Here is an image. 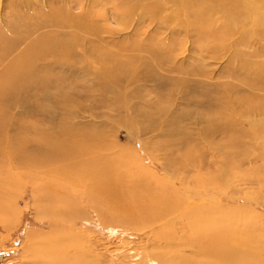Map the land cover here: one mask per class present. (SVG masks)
Returning <instances> with one entry per match:
<instances>
[{
  "label": "rangeland",
  "instance_id": "rangeland-1",
  "mask_svg": "<svg viewBox=\"0 0 264 264\" xmlns=\"http://www.w3.org/2000/svg\"><path fill=\"white\" fill-rule=\"evenodd\" d=\"M142 1L143 3L148 2V0ZM0 2H3L0 3V21L7 25L19 22L23 23L24 26L33 27L31 28L34 29L32 36H37L41 31L46 32L47 30L50 32L60 30L59 32L63 31L62 33L66 34L67 31L68 34L72 33L70 32L71 27H66L71 28L70 30L62 27V30L61 26H58V28L54 25H42L40 28L36 24L37 21L46 23L48 20L46 17L50 16L52 9H57L62 5L65 6V4L69 5L67 4L69 1L65 3V0H0ZM73 2V4L79 3V5L73 6L71 8L72 12L76 15L82 13L83 15L79 18L85 22V29L78 33L79 43L76 46L82 55L80 54L81 56L77 57L78 60L75 59V66L72 67V70L67 67L61 70L67 77L72 79L73 83L70 84L68 80L60 87L62 88L60 90L54 82L43 90L36 88L30 90L29 95L24 97V101L8 102L7 108H4L7 115L3 132L4 139H7L9 135L11 137L19 136L20 138L29 137L28 144H31V146L37 145L36 138L41 130L55 132L59 130L62 120L67 121L69 119L65 123L80 129L98 128L101 130L105 140L110 145V151H119L122 148L135 150L137 158L131 161L135 172L139 171L138 164H142L152 172L166 178L168 176L163 174L160 162H165L168 154L173 155L177 161L180 159L181 162L185 159L184 153L190 152L196 161L199 159L197 163L205 162L197 165H202L200 170L202 175L194 167L190 169H194L195 174L199 173L205 182L208 181L206 183L209 188L201 192L206 198L203 203L216 206V234L222 236L238 235L242 239L251 238L253 234L264 242V203L262 204L264 186L260 184V180L264 176V157L260 158L258 156L257 153L260 150L256 145L249 147L248 144L251 139V132L257 133L256 138L258 135L264 134V118L262 119L255 110H252L256 107L249 110L250 105L256 106L264 101V37L260 40L257 39L258 29L256 33L254 30V33L253 31L250 33L251 43L249 44L252 46L245 47L243 45V47L239 44L234 46L233 40L228 39L229 45L227 46L216 48L215 44V47L208 45L209 48H207L194 34H185L182 30L177 33V29L167 22V15L173 9L171 1L166 3L164 0H160V8L165 9V11L148 14L149 16L143 14L140 5L132 2L133 6L128 11L129 14L120 13L117 17L118 20L113 17L114 15H111V10L115 11V9H112L115 2L113 0H76V2ZM19 8H22V10H19ZM21 12L25 14L23 15ZM20 14L22 15L20 16ZM14 15L15 18H13ZM18 16H20L19 19ZM28 16L32 19L27 20ZM218 16L215 17L217 22ZM169 30H172L171 33ZM180 32L184 34H180ZM151 34L154 36L152 37ZM262 34H264L263 31ZM171 40L174 42H170ZM197 41H199V44ZM92 43L94 44L92 45ZM135 43L141 44L142 48H149V46L152 48L153 46L152 49H156L155 51L161 54V62L154 63L152 70L142 64H137L136 67H134L136 63H133L134 66L127 65L128 54H133L132 48ZM178 43L180 45L175 46ZM200 44L203 46L199 47ZM19 48H23V45ZM91 49H101L104 53L117 51L118 54L110 61L123 69L127 76H122L123 78L119 81L109 80L105 73L99 69L94 55L90 54V52H93ZM234 49L240 51V53L242 52L240 55L243 56L245 63L252 65V68L251 65L243 63L235 56ZM254 51L259 52V56H254ZM84 52L85 54L88 53V58ZM252 52L254 53L252 54ZM168 53L172 54L169 55ZM255 62H258V64L256 65ZM200 69L205 73H201ZM228 70L230 71L226 74ZM233 73H235V76ZM252 78L255 80H252ZM166 80H168L167 82L171 81V83L168 84ZM248 80L250 83H247ZM101 83L104 84L101 85L102 89L100 87ZM174 83L179 84L174 86L175 88L173 87L174 93L165 97L167 89L172 88L175 85ZM201 83L202 85H200ZM43 91H47V93L45 94ZM63 91L66 96H62L61 92ZM252 95L253 97H250ZM65 97L69 99L65 100ZM243 100L244 102H242ZM58 106L59 108H57ZM160 107L164 108L163 115L159 113ZM145 110H150L153 112L154 117L159 119L155 126L148 121L147 117H144L143 111ZM168 118L174 120V122L176 121L175 126L177 125L182 130L181 134L179 132L177 135H175L176 133L173 134L176 132V127L172 123L168 124L169 122L166 121ZM213 121L216 122L217 128L211 132ZM22 126L25 128H22ZM205 128L208 129L203 130ZM247 133L248 135H246ZM233 137H239L243 140L239 147L234 149L240 156H243L242 163L237 166L238 168L234 165L225 166L223 160L226 153L230 154L233 150H229V147L226 148V144ZM261 151H264V148ZM12 162V160L0 156V264H28V252H25V247L33 242H39L45 235L51 234V231L45 225L49 221L45 213L48 209H46L48 201L46 199V203L45 199L39 196L36 189L27 184L24 169ZM192 173L194 174V172ZM238 176L239 178L252 176L255 181H243ZM237 181H239V184ZM257 183L260 184L261 188ZM253 185L257 188L254 189ZM246 200L248 201L246 202ZM259 200H261L260 203ZM84 212H86L84 221L79 219L76 229L70 231L87 233L93 242L108 247L110 254H107L106 257L111 259L113 264H116L117 261L127 262L124 257L127 254V251L124 250L126 247L120 241L134 240L131 237L132 233L131 235L130 232L129 234L126 233L128 231L123 233L121 228L116 227L105 228L93 210L84 209ZM247 221H250V223ZM114 253L118 254L115 259L112 257Z\"/></svg>",
  "mask_w": 264,
  "mask_h": 264
},
{
  "label": "bare ground",
  "instance_id": "bare-ground-1",
  "mask_svg": "<svg viewBox=\"0 0 264 264\" xmlns=\"http://www.w3.org/2000/svg\"><path fill=\"white\" fill-rule=\"evenodd\" d=\"M66 1H69V3L67 2L69 5L65 4ZM73 1L76 2V0H65L64 4L66 7L62 5L57 9H52L50 16H47L48 18L46 17V19H48L46 23H39L38 21L36 23L40 28L42 25L61 26V29L62 27H71V30L66 28V30L69 29L70 32H72L69 34L68 31L66 34L62 33L63 31L59 32L60 30L57 31L54 29L55 31H51L52 33L47 30L48 32L41 31L37 36H32L34 29L32 30L31 28L33 27L24 26L23 23L19 22L7 25L0 21V156L7 160H12L18 167L23 168L26 174L25 181L27 184L33 186L39 196L45 199V201L46 199L48 201L47 207L45 206L46 209H48L45 213L49 221L47 224L45 223V225H47L51 234H47L39 242H33L25 247V252H28V264H113L112 260L106 257L107 254H110V251L107 249L108 247L106 248L103 244L93 242L87 233L84 234L79 231L75 233L70 231L71 229H76L79 219L84 221L86 218L84 209L93 210L105 228L116 227L121 228L123 233L126 231H128L126 232L128 234L130 232V235L132 233L131 237H133L134 240L120 241L123 243V246L126 247L124 250L127 251V254H125L124 257L127 259L128 263L123 261H117V263L116 259L114 260L116 264H264V242L259 240L257 235L252 234L251 238L242 239L238 235L222 236L216 234V206L203 203L206 198H204V194L201 192L209 188L206 183L208 181L205 182L201 176L200 170L202 165L197 166L200 163L203 164L202 162L204 161L197 163L199 159L196 161L190 152L184 153L183 156H185V159L181 162L180 159L177 161L171 154L167 155L166 160L164 158L165 162L159 158L162 161V163L160 162L162 172L168 176L166 178L160 176L158 173L152 172V170L146 168L142 164H138L139 171L135 172L132 167L133 164L131 163V161L137 158V152L135 150L131 148H122L119 151H110V145L105 140L101 130L98 128L80 129L79 127L65 123L68 122L69 119L67 121L62 120L63 122L61 121L59 130L55 132L41 130L36 138L37 145L31 146V144H28L30 141L29 137L20 138L19 136L11 137V135H9L7 139H4L3 132L7 119L6 112L4 111L6 109L4 108L8 105V102L15 103L23 100L25 96L29 95L28 93L30 90L35 88L43 90L54 82L60 90L62 89L60 87L68 82V80L70 84L73 83L72 79L61 71L66 67L72 70V67L75 66V59L82 55L76 46L79 43L78 33H81L79 31L85 29V22L79 18L83 15L82 13L76 15L72 12L71 8L79 5V3L73 4ZM113 1L115 2L113 4L114 8L112 9H115V11L110 10L111 15H114L113 17L116 19L120 13H128V11L132 9V2H136L140 5L139 7L143 9L144 15L162 13L165 11V9L160 8V0H148L146 3H143L142 0ZM164 1L166 3H169V1L173 3V9L167 15V22L177 29V33L182 30L185 34H194L206 47L208 45L215 47V44L216 48L227 46L229 45L228 39L233 40L234 46L237 44L244 45L245 47L252 46L249 44L251 43L250 33L253 30L256 33L257 29V39L260 40L264 37V34H262V31L264 33V0ZM0 3L2 4L3 2ZM17 9L16 11H18ZM20 9L22 10V8H19V10ZM45 13L47 14L48 12ZM22 14H20V16ZM216 15H219L217 17L218 22L215 21ZM20 16H18V19ZM13 18H15V15ZM31 19L32 18L28 16L27 20ZM180 34L184 33L180 32ZM170 42L174 41L171 40ZM197 42L199 44V41ZM93 44L94 43H92V45ZM21 45H23V48H19ZM140 45L139 43L134 44L132 48L133 54H128L129 59L126 64L134 66L133 63H136L134 67H136L137 64H142L152 70L153 64L159 62L162 56L155 51L156 49H152L154 48L153 46L152 48H150V46L149 48H142V45ZM179 45L178 43L175 46L178 47ZM203 45L200 44L199 47ZM177 47L174 48L176 49ZM91 50L93 52H90V54L94 55L99 69L105 73L109 80L119 81V79L123 78L122 76H127V73L123 69L112 64L110 61L118 54L117 51L114 50L110 53H104L101 49ZM234 52L239 60H242L243 63L246 62L243 56L240 55L242 52L240 53V51L237 50ZM254 52H252V54ZM171 54L172 53L169 55ZM246 55L248 54L246 53ZM253 55L256 57L259 56V52H255ZM85 56L88 58V53H86ZM254 56L251 55L253 58ZM245 64L251 65L249 63ZM257 64L258 62L256 65ZM259 65L261 66V64ZM200 71L201 73H205V71L201 69ZM229 71L230 70H228L226 74H228ZM233 74L235 76V73ZM170 78L171 76L169 79ZM253 78L252 80H255ZM177 80L179 81V79ZM167 81L168 80H166V82ZM169 82L171 83V81ZM169 82L167 83L169 84ZM247 83H250L249 80ZM254 83L256 82L254 81ZM102 84L103 83L100 84V87ZM176 85L179 84L176 83L172 88L167 89V94L164 96L168 97V95H172L174 93L173 87ZM200 85H202V83ZM181 87L183 88L182 85ZM228 88L226 89L229 90ZM44 91L43 93L46 94L47 91ZM61 94L62 96H66L64 91L61 92ZM250 97H253V95ZM68 99L67 97L65 100ZM242 102H244V100ZM57 108H59V106ZM251 109L255 110L262 119L264 118V101L256 106L250 105L249 110ZM143 113L144 117H147L148 121L151 122L153 126L158 123L159 119L154 117L153 112L145 110ZM159 113L163 115V107H160ZM166 121L169 122L168 124L172 123L174 126L176 124V121L174 122V120L170 118ZM19 125L21 126V124ZM216 125V122L213 121L211 132H213V130L215 131V128H217ZM175 127L176 132L173 134L176 133L175 135H177L178 132H182L177 125ZM22 128L25 127L22 126ZM206 129L208 128L203 130ZM223 131L225 132V130ZM247 132L249 133V131ZM258 132L260 133V131ZM248 133L246 135H248ZM251 134V139L248 141L249 147L256 145L260 150L257 153L258 156L263 158L264 151L261 150L264 148V134L258 135L257 138L256 132H251ZM242 142L243 140L239 137H233L230 139V142L226 144V148L229 147V150L233 149V153L232 151L230 154L226 153L223 159L225 161V166L234 165L237 167L242 163L243 156H240L238 152L234 151ZM191 167H194L201 175H199V173L195 174L194 169H190ZM192 172H194V174ZM235 173L237 175L236 171ZM239 179L247 182L255 181L252 176L241 177ZM237 182L239 184V181ZM260 182V184L264 186V176L261 178ZM252 187H254V185ZM256 188L254 187V189ZM254 189L253 191H255ZM36 198L39 199L38 197ZM247 201L248 200H246V202ZM260 201L261 200L258 202L260 203ZM262 201L263 204L264 200ZM247 222L250 223V221ZM248 230L250 231V229ZM135 239L138 240L136 241ZM117 253L119 254L120 251ZM117 253L112 255L113 259L118 255Z\"/></svg>",
  "mask_w": 264,
  "mask_h": 264
}]
</instances>
